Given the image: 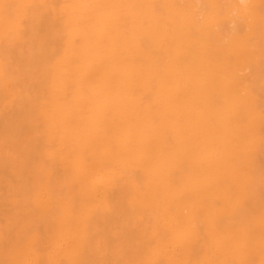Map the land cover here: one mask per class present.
Listing matches in <instances>:
<instances>
[{
    "label": "bare ground",
    "instance_id": "6f19581e",
    "mask_svg": "<svg viewBox=\"0 0 264 264\" xmlns=\"http://www.w3.org/2000/svg\"><path fill=\"white\" fill-rule=\"evenodd\" d=\"M0 264H264V0H0Z\"/></svg>",
    "mask_w": 264,
    "mask_h": 264
}]
</instances>
